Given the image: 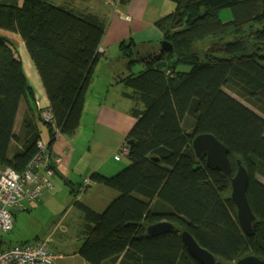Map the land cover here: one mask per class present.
<instances>
[{
	"label": "trees",
	"instance_id": "trees-1",
	"mask_svg": "<svg viewBox=\"0 0 264 264\" xmlns=\"http://www.w3.org/2000/svg\"><path fill=\"white\" fill-rule=\"evenodd\" d=\"M71 1L0 3V169H27L43 138L41 124L50 153L58 134L73 136L80 126L108 22ZM171 1L175 9L156 22L174 46L162 54L165 68L153 60L135 73L140 45L133 38L119 44L129 73L117 80L135 103L127 136L131 164L111 176L90 175L118 193L103 211L73 201L82 214L76 253L88 264H200L182 239L185 230L218 261L264 259V0ZM222 8L232 9L231 20L221 19ZM15 34L39 72L49 106L36 108ZM45 110L53 121L45 120ZM203 133L229 148L233 175L239 160L249 173L247 195L257 219L252 236L239 224L231 178L194 151L193 140ZM162 221L175 228L150 236L148 227ZM10 245L1 235L0 250Z\"/></svg>",
	"mask_w": 264,
	"mask_h": 264
},
{
	"label": "crops",
	"instance_id": "crops-1",
	"mask_svg": "<svg viewBox=\"0 0 264 264\" xmlns=\"http://www.w3.org/2000/svg\"><path fill=\"white\" fill-rule=\"evenodd\" d=\"M23 1L24 0H0V3L21 5ZM56 2L61 3L62 0H56ZM70 6L80 11H90L105 18L108 22L105 35L99 48V51H102V58L97 63L94 70V74L95 71H97L98 76L96 74V77H93V81L89 86L80 126L73 136H67L62 133L58 134L57 139L52 147L53 155L56 158L61 159V163L58 164L56 167L57 171L55 173L54 182L55 184H57V178L62 179L66 185H69L71 187V192L75 195L76 191L78 193L80 187L85 184V179L90 178V175L88 173V175H85L81 182H74L75 170L73 169V161L78 151L77 146L81 145V140H83L84 138L87 149L91 150V144L96 141L97 138L101 139L98 132L99 129H101L105 133L103 127H101V124L107 126L109 130L110 126L113 127L112 121H109V117L104 118L106 107L100 105L96 112L93 111L97 108V106L91 102L92 94L96 93L95 85L98 82L96 78H100V76H106L104 74L106 73L107 76L111 78L110 79L109 77H107V80H109L110 82L117 81L119 74H116L115 78L113 79L112 73L109 72L108 68L111 67V64H114L115 62L119 61V59H123L125 61V58L123 57L119 49V44L122 41H126L130 38H133L140 45L137 49V51H139L137 55H141V62H143V59L146 60V57H148V54H150L151 52H157V49L160 47V43L163 40V32L156 25V22L165 15L169 14V12L171 13L175 8L171 0H128L125 3H123L121 0H73L70 2ZM11 36L14 41L17 40L18 51L23 62L24 71L27 75L28 81L34 88L36 108L40 109L49 106V99L41 82V77L25 47V43L19 38L18 35L15 34ZM143 51L147 53H144ZM118 52L121 53V56L117 54ZM125 63L126 62H124L123 64L125 65ZM118 73H123V70H119ZM98 93H100V91ZM107 106L111 111H113L108 104ZM23 107H25L26 109L25 102L21 105L20 109H22ZM20 109L18 112L17 120L20 117ZM91 110L93 111V114H91L90 116H86L89 111L91 112ZM23 113H25V110L23 111ZM17 124L18 122H16V125ZM90 124H93V126ZM98 124L100 126L97 129ZM124 129L125 128H121V130L125 131ZM43 138L46 140V142H48V133H46V135L43 134ZM104 139H106L105 142L107 145L109 140L106 133ZM84 141L82 142L84 143ZM121 144L122 140L117 139L108 145L118 147ZM108 152H110L109 149ZM116 153L117 151L115 152V154ZM105 154L108 155L106 159L96 163L91 162L89 169L93 168L92 172L97 171L102 174L111 175L116 173L117 170L120 168L119 165L117 166L116 164L108 160L109 157L115 156V154L113 155L112 153H106V151ZM92 184L91 186L86 188L85 192L78 193V195H82L83 197H85V199H83V202L95 209L92 206L93 204H98V199L96 198V196H94L95 192L91 194L92 198L88 196V194L93 191L95 182H92ZM55 191L46 192L40 200L33 204H30L29 207L35 206L43 199L49 200L51 198V195L54 194ZM101 191H103L104 194L110 193L113 196V192L111 191L103 190V188ZM109 200L110 199L105 201L104 199H102L100 206H102V208H105ZM73 201L71 204L72 206ZM95 210L98 211V209ZM75 216L77 224L74 227L79 229L78 226L81 220L80 215ZM65 217L67 218H62L63 222L70 217L69 212L66 213ZM73 221H75L74 216L66 222L71 223ZM63 222L60 225L61 228L64 227ZM78 229L72 233L73 236H68L67 241H63V239H65V236L62 237L61 234H58L60 237L63 238V244L73 246L72 248L67 249L61 248V251L55 252L60 255V259L66 258L65 256L77 259L76 263L72 264H88L86 260L80 256L79 253H76L78 247H80L82 242ZM69 241H71L70 244L67 243ZM66 250H68L69 252H66Z\"/></svg>",
	"mask_w": 264,
	"mask_h": 264
},
{
	"label": "rangeland",
	"instance_id": "rangeland-1",
	"mask_svg": "<svg viewBox=\"0 0 264 264\" xmlns=\"http://www.w3.org/2000/svg\"><path fill=\"white\" fill-rule=\"evenodd\" d=\"M173 4L175 8V3L173 2ZM232 15L233 14L231 8H222L220 11L221 19L224 22L231 20ZM100 52L102 51L100 50ZM117 54L121 56L120 52H118ZM124 62H128V61L119 59V61L115 62L114 64H111V67L108 68L109 72L112 73L113 79L115 78L116 74H119L118 76L119 78L129 73V70L123 64ZM144 68H146V64L144 63V61L137 62L133 67V71H135V73H139V71ZM119 70L120 71L123 70L124 74L118 73ZM96 74L97 71H95L94 77H96ZM104 74L106 76H100V78L99 77L96 78L98 80L97 84L95 85L96 93L92 94L91 102L94 103L97 106V108L93 111L96 112V110L99 108L100 105L106 107L104 118L109 117V121L111 120L113 124V127L110 126V130L107 126L101 124V127H103L108 137L109 140L108 144H110L111 142L117 139L122 140V144L119 145L118 147L110 146L108 144L106 145L105 142L106 139H104L105 133L101 129H99L98 131L101 139L97 138L96 141H94L91 144L92 145L91 150L87 149L86 143L83 138V140H81V145L77 146L78 151L73 161V169L75 170L74 182H81L82 179L85 177V175H88V173L89 175H91L93 173L92 172L93 168L89 169L91 162L96 163L106 159L108 155L105 154V151L106 153H112L114 155L116 151L119 152L122 149L127 148L128 145L127 136L136 121L135 117L132 115V108L135 105V103L133 100L127 98L124 95V92L128 91L129 88H127L122 82H119L118 80L114 82H110L109 80H107V77L109 76H107L106 73ZM99 91L100 93H98ZM226 91L232 93L230 92L229 89H226ZM244 103L246 105H249L246 102ZM107 104L110 106V108L113 111H111L108 108ZM24 110L25 107L20 109V117L17 120L18 124L15 127L17 132L20 131V126L24 118V113H23ZM93 111L92 110L91 112L89 111L86 116H90L91 114H93ZM254 111L256 110L254 109ZM90 125L93 126V124ZM99 126L100 125L98 124L97 129L99 128ZM41 127H43L44 135H46V133H48L46 127L43 124H41ZM121 128H125L124 129L125 131L121 130ZM82 141H84V143ZM14 145L15 143H13V146ZM108 149L110 152H108ZM108 160L116 164L117 166L119 165L120 168L117 170L116 173L122 171L131 164L127 155L119 154V153H116L115 156L109 157ZM111 175H107V176H111ZM259 179L262 182H264V178L263 179L259 178ZM56 185H57L56 186L57 189L54 192V194L51 195V198L49 200L43 199L32 207H29L30 204H27L25 202V207H15L11 209L14 214V227L11 231L2 234V238H4L6 242L11 244H16L20 242L34 241L35 239H43V240H48L49 248L57 252L61 251L62 250L61 248L63 249L72 248L73 245L63 244L62 237L65 236V239H63V241H67L68 236H71L72 233L78 229L74 227L77 224L75 215L81 216L82 214L80 210L74 205V203L73 206L71 204L75 198L83 201L85 197H83L82 195H77V196L74 195L71 192V187L69 185H66L64 181L60 178H57ZM102 188L103 190L113 192V196L110 193L104 194V192L101 191ZM94 192H95L94 196H96V198L98 199L97 200L98 204H93L92 206L95 209H98V211H103L104 209L102 208V206H100L102 199H104L105 201L110 199L108 202L109 204L114 199V197L118 195L117 191L97 183L94 184V189L88 194V196L92 198L91 194ZM67 212H69L70 217L66 221H68L73 216L75 218V221L71 223L66 221H64L66 223L63 222V219L67 218L65 217ZM62 222L64 224L63 228L60 227ZM58 234H61L62 237H60ZM67 243L70 244L71 241ZM66 252L69 251L66 250ZM65 257L66 258L58 259L54 264L76 263L77 259L69 258L68 256Z\"/></svg>",
	"mask_w": 264,
	"mask_h": 264
},
{
	"label": "built area",
	"instance_id": "built-area-1",
	"mask_svg": "<svg viewBox=\"0 0 264 264\" xmlns=\"http://www.w3.org/2000/svg\"><path fill=\"white\" fill-rule=\"evenodd\" d=\"M43 117L46 121H53V114L49 110L43 112ZM47 143L44 138L38 141L37 154L24 172L12 167L0 169V236L14 227L12 208L25 207V202L33 204L46 192L56 190L55 169L61 159L49 152ZM117 153L126 155L128 148ZM92 182L86 178L79 193L85 192ZM58 259L60 255L51 250L48 241L43 239L12 244L0 250V264H54Z\"/></svg>",
	"mask_w": 264,
	"mask_h": 264
},
{
	"label": "water",
	"instance_id": "water-1",
	"mask_svg": "<svg viewBox=\"0 0 264 264\" xmlns=\"http://www.w3.org/2000/svg\"><path fill=\"white\" fill-rule=\"evenodd\" d=\"M173 50L174 46L172 43L167 40H162L159 50L148 54V59H143V61L145 63H150L153 60H157L155 66L157 68H165L167 66V61L162 59V54L165 52H172ZM138 52L139 51H137V53ZM132 143L133 141H128V145ZM192 145L197 157L205 156L209 166L223 172L226 176L231 178V198L237 209L239 224L247 236H252L254 234V225L257 219L248 200L247 192L250 177L247 169L239 160L237 172L233 175L232 164L229 158L230 150L213 134L203 133L197 135ZM174 228L175 226L171 222L162 221L150 225L147 231L150 236H159ZM182 239L191 256L200 264H227L218 261L215 255L203 248L190 232L186 230L183 231ZM236 264H264V259L255 255H248L241 258Z\"/></svg>",
	"mask_w": 264,
	"mask_h": 264
},
{
	"label": "bare ground",
	"instance_id": "bare-ground-1",
	"mask_svg": "<svg viewBox=\"0 0 264 264\" xmlns=\"http://www.w3.org/2000/svg\"><path fill=\"white\" fill-rule=\"evenodd\" d=\"M79 193V192H78ZM14 215V214H13ZM21 243H24V242H20V243H17V244H21Z\"/></svg>",
	"mask_w": 264,
	"mask_h": 264
},
{
	"label": "flooded vegetation",
	"instance_id": "flooded-vegetation-1",
	"mask_svg": "<svg viewBox=\"0 0 264 264\" xmlns=\"http://www.w3.org/2000/svg\"><path fill=\"white\" fill-rule=\"evenodd\" d=\"M144 52V51H143ZM144 53H147V52H144ZM142 55H143V53H142ZM146 58H148V57H146Z\"/></svg>",
	"mask_w": 264,
	"mask_h": 264
}]
</instances>
